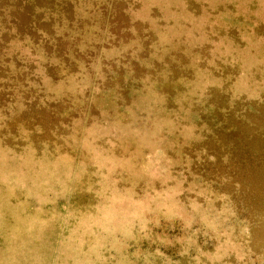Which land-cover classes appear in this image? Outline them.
<instances>
[{
	"label": "rangeland",
	"instance_id": "obj_1",
	"mask_svg": "<svg viewBox=\"0 0 264 264\" xmlns=\"http://www.w3.org/2000/svg\"><path fill=\"white\" fill-rule=\"evenodd\" d=\"M0 264H264V0H0Z\"/></svg>",
	"mask_w": 264,
	"mask_h": 264
}]
</instances>
